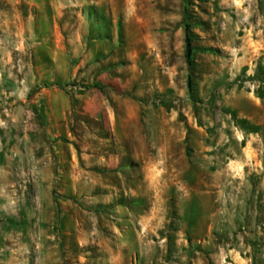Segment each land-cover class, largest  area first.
Listing matches in <instances>:
<instances>
[{
  "label": "rangeland",
  "instance_id": "obj_1",
  "mask_svg": "<svg viewBox=\"0 0 264 264\" xmlns=\"http://www.w3.org/2000/svg\"><path fill=\"white\" fill-rule=\"evenodd\" d=\"M0 264H264V0H0Z\"/></svg>",
  "mask_w": 264,
  "mask_h": 264
},
{
  "label": "trees",
  "instance_id": "obj_2",
  "mask_svg": "<svg viewBox=\"0 0 264 264\" xmlns=\"http://www.w3.org/2000/svg\"><path fill=\"white\" fill-rule=\"evenodd\" d=\"M186 48H185V57L186 62L189 66L192 64V52H193V46L190 39V36L188 35V26H186V40H185Z\"/></svg>",
  "mask_w": 264,
  "mask_h": 264
}]
</instances>
